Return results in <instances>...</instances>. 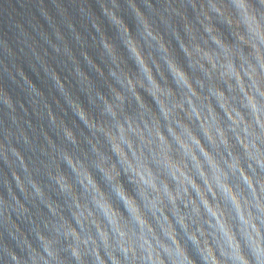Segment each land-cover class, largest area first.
Segmentation results:
<instances>
[{"label": "clouds", "instance_id": "1", "mask_svg": "<svg viewBox=\"0 0 264 264\" xmlns=\"http://www.w3.org/2000/svg\"><path fill=\"white\" fill-rule=\"evenodd\" d=\"M26 6L14 33L0 32V49L15 55L27 46L44 65L41 76L71 95L65 70L47 59L63 54L76 77L88 75L69 46L51 39L65 41L67 29L79 58L115 80L97 88L94 99L80 92L72 98L87 150L61 113L63 138L79 154L44 132L48 147L39 150L49 160L25 157L5 129L0 159L12 166L19 187L18 162L27 175L19 190L45 211L33 214L17 201L29 226L12 224L11 245L0 239V264H197L176 225L201 264H264V0H27ZM81 28L94 34L110 67L85 46ZM33 32L46 37L47 48L35 46ZM16 73L37 87L33 65L19 64ZM17 106L27 111L0 86V126L5 112L18 119ZM18 139L36 151L23 131ZM41 170L45 183L37 179ZM0 205L3 216L4 198Z\"/></svg>", "mask_w": 264, "mask_h": 264}, {"label": "water", "instance_id": "2", "mask_svg": "<svg viewBox=\"0 0 264 264\" xmlns=\"http://www.w3.org/2000/svg\"><path fill=\"white\" fill-rule=\"evenodd\" d=\"M26 5L27 0H0V32L8 33L9 35H12L14 33L16 23L18 21H22L27 14ZM179 6V3H177L176 7ZM73 12H75V9H73ZM189 15H191L190 12ZM73 18L76 19L75 16ZM63 31L66 39L65 41H60L55 37H51L52 29H47L48 35L49 37H51L54 43L60 45L62 48L66 44L72 49L73 52H75L77 62L81 67L84 68V70L88 74L87 76L81 75L79 77H76L72 72V68L75 65L71 61H69L68 58L63 54H53L52 56L47 58L48 63L56 62L57 64H60L65 70L62 75H66L68 77L65 83L68 86V90L71 95H64L56 92L52 87L50 77L41 76V72L44 70V65L37 61L31 55V52L29 51L27 46H24L23 52L17 53L15 55L6 52L4 49H0V61L4 62L3 65L0 66V86L8 89V91L11 92L13 98L17 101H22L27 108V111L25 112L21 110L19 106H17L15 115L18 117V119L15 122L10 120L9 115L6 112L3 114L2 118L4 121V125L0 126V140L4 139L5 129H7V135L11 137L12 142L21 149V151L25 154V157L33 156L40 159L49 160V157L47 155L41 154L39 150L40 145H44L45 148L48 147L45 141L44 132H47L49 135L54 136L56 138V144L67 147L69 150H72L79 154L80 150L78 148H73V146L71 144H68L63 138L61 131V113H63L64 120H66L69 124L72 125V127L77 130L81 138V147L87 150L88 145L84 141V137L87 135V133L81 129V126L76 123L72 115V113L75 111V105L71 103L72 98L77 92H80L85 93L88 99H94L97 88L106 90V85L109 82L115 80V77L109 78L106 74L101 75L97 73L95 67L92 64L86 63L84 60L80 59V45L74 39L73 35L68 32L67 29H63ZM81 32L85 37V46L89 49V51L94 52L96 58L101 64V67L105 69L110 67L111 64L107 54L99 51L93 44L91 38L94 34L91 32V30L81 28ZM109 34H111V31L109 32ZM32 41L35 42V46L38 49L48 47V44L46 43V37L37 34L36 32L32 33ZM13 43L14 46L19 47V44L16 41H13ZM129 47L133 50V52H137L134 42L130 43ZM22 63L25 65L31 64L35 67L36 77H33V79H36L37 81L36 88H32L27 80L22 79L16 73V67ZM161 66L163 67L162 60ZM125 67L127 68V65H125ZM165 71H167V69H165ZM149 72H151L150 67ZM29 75H31V73H29ZM12 77H14V80L12 79ZM42 88L46 89V92L44 94H41L40 92V89ZM47 105L51 106L52 112L56 115V119L54 121L49 119ZM65 109L68 110L65 111ZM134 110L135 103L133 102L132 107L129 109V111ZM204 130L211 134V131L207 125L205 126ZM21 131H23V133L27 134V136L31 138L32 144L36 147V151L34 153L25 146L21 139H18L21 136ZM133 139L135 140V137H133ZM181 142H183V140H181ZM173 145L175 146L174 141ZM189 147L191 146L189 145ZM117 149L118 151H120V154L123 157V151L119 149V146H117ZM145 153H147V148H145ZM169 162L171 163V161ZM49 163H51V161H49ZM15 169L21 175L19 187L26 188L27 175L20 170L18 162L15 164ZM137 171L140 172L141 169L137 168ZM149 171L150 169L148 168L147 164H145L143 166V173L146 179L151 180V177L148 175ZM11 172L12 166L6 165L3 159H0V199L4 198V200L7 202V213H4L3 216H0V239H3L10 245L13 243L12 238L9 235L10 230L14 231V229L12 228V224L16 223L24 230H27L29 226L27 220L25 219L27 213H22V210L20 209L17 201L23 204L33 214L37 213L38 209L41 212L45 211L42 203L36 202L34 204L29 200L27 196L21 193L14 178L11 175ZM13 175L18 174L13 173ZM37 179H39L42 183L47 182V177L44 175L43 170H41ZM181 179L183 180V178ZM23 180L26 185L24 184ZM47 191L49 195L55 196L52 188L47 189ZM203 193L204 189L201 186V197L203 199H207V197H204ZM0 207H3V205H0ZM212 207L213 211H215V207ZM200 222L203 224L202 218ZM204 227L206 229L208 228L207 225H204ZM176 228L177 232L180 233L182 241L186 245L188 254L197 261V264H201L199 255L196 252L195 247L187 242L186 237H184L178 225H176ZM208 231L210 232L211 229H208ZM209 255H211V249L209 250Z\"/></svg>", "mask_w": 264, "mask_h": 264}]
</instances>
